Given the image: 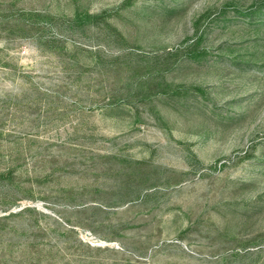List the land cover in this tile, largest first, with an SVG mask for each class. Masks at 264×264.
Segmentation results:
<instances>
[{
  "label": "rangeland",
  "instance_id": "1",
  "mask_svg": "<svg viewBox=\"0 0 264 264\" xmlns=\"http://www.w3.org/2000/svg\"><path fill=\"white\" fill-rule=\"evenodd\" d=\"M262 1L0 0V264H264Z\"/></svg>",
  "mask_w": 264,
  "mask_h": 264
},
{
  "label": "trees",
  "instance_id": "2",
  "mask_svg": "<svg viewBox=\"0 0 264 264\" xmlns=\"http://www.w3.org/2000/svg\"><path fill=\"white\" fill-rule=\"evenodd\" d=\"M229 14V12H225V14ZM233 14L236 15V20H239L240 18L243 19V23L247 25L249 28H258L260 25L261 27H264V1H262L259 4L254 5L248 10L245 11H236L233 10ZM225 19V18H224ZM190 56L197 57V54H190Z\"/></svg>",
  "mask_w": 264,
  "mask_h": 264
}]
</instances>
